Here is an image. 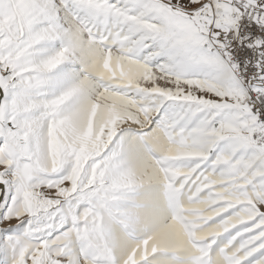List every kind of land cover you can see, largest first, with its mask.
Segmentation results:
<instances>
[{
  "label": "snow or ice",
  "instance_id": "snow-or-ice-1",
  "mask_svg": "<svg viewBox=\"0 0 264 264\" xmlns=\"http://www.w3.org/2000/svg\"><path fill=\"white\" fill-rule=\"evenodd\" d=\"M0 264H264V0H0Z\"/></svg>",
  "mask_w": 264,
  "mask_h": 264
}]
</instances>
